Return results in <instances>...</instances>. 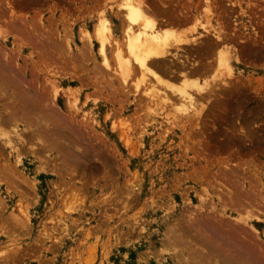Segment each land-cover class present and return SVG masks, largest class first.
<instances>
[{
  "label": "rangeland",
  "instance_id": "obj_1",
  "mask_svg": "<svg viewBox=\"0 0 264 264\" xmlns=\"http://www.w3.org/2000/svg\"><path fill=\"white\" fill-rule=\"evenodd\" d=\"M124 2L0 0V264H264V0H145L162 30L209 35L173 47L207 63L197 111L183 74L149 88L162 107L115 71Z\"/></svg>",
  "mask_w": 264,
  "mask_h": 264
},
{
  "label": "bare ground",
  "instance_id": "obj_2",
  "mask_svg": "<svg viewBox=\"0 0 264 264\" xmlns=\"http://www.w3.org/2000/svg\"><path fill=\"white\" fill-rule=\"evenodd\" d=\"M144 4H145V0H126V2H124V6L126 10L125 19L127 21V26L124 29V35H125L124 44L121 45L117 40L113 41L115 42L113 57L117 65L115 71L124 79L125 83L129 79V77H132L134 74L135 75L138 74V78L136 80V85H135L137 91L138 90L145 91V93H147L146 95L150 99H152L153 102L157 103L159 106L162 107L167 105V102L170 100V96L166 93L162 94L158 91L152 92L149 90V88L153 87L154 84H161V85H166L170 89H173L175 86L172 84L170 80L165 78V76L168 75L171 77H176L183 74V86L182 88L179 89V96H180L179 101L183 108L192 107L194 108L195 111H197L196 98L186 89V86L188 85L187 81L190 80L186 78L189 77L188 73L194 75L205 74L208 71L205 68V66H207V63L201 65L203 66V70L198 65L190 69L189 66L186 65V61L180 59L179 54H177L178 52L173 51V47L174 49H178L183 45L194 43L196 44L195 46L196 48L197 47L200 49L203 48L202 50H205L206 47L210 44L204 43L203 38L209 37V35L200 36L202 37L200 38L202 40H200L199 38L189 39L187 38V35H184V37H182V35L178 36L173 31L172 32L164 31L161 28H159L162 23H159L155 17L150 15L149 11L147 10ZM172 21L173 19L171 21H165V25H173L174 22ZM181 21L182 20H179V23L177 24L178 25L181 24L182 23ZM95 27L96 28H95L94 36L97 37V40L100 43V47H99L100 52L102 54L103 59L105 60L106 65L108 66L109 60L106 51H107V45L109 43L108 41H110V36L113 35L112 21L108 17L104 16L101 18L100 22L98 21ZM203 28L205 29L207 34L210 33L211 29L207 25H204ZM215 31L217 35L215 38L217 41L215 46H218L220 41H225V40L221 38V34L219 31L217 30ZM202 34L203 33H201V35ZM88 36L89 38L92 37L91 34H88ZM173 37L175 38V40H173ZM205 45L207 46L204 47ZM209 51L210 53L212 52L210 48L208 52ZM215 54H216L215 62L217 64V67L230 68L231 58L233 55L231 49L225 47V45L222 47L218 46ZM170 56H173L174 58L171 59ZM168 61H173L174 64L173 63L172 64L176 67V69L177 68L180 69V71L173 69L172 68L173 65L168 64ZM187 68H189L190 70H187ZM176 72L178 74H175ZM194 81L195 82L193 86H196L199 89V91L202 90L205 91L207 90V92L212 91L211 90L212 85H210V82L206 81L205 84L202 85L201 83L198 82V80H194ZM148 82H150V84H148ZM147 85L149 86L147 87ZM145 87L147 88L145 89ZM7 143L9 144V141H7ZM171 240H173V237L171 238ZM184 250L185 249H183V251ZM197 251L199 250L197 249ZM242 255L243 252L242 253L240 252L239 254H237V257L235 258L232 257L233 258L232 262L234 261V263L240 264V261H242L241 260ZM221 256H222V261L228 260L227 257H225L224 255H220V257Z\"/></svg>",
  "mask_w": 264,
  "mask_h": 264
}]
</instances>
